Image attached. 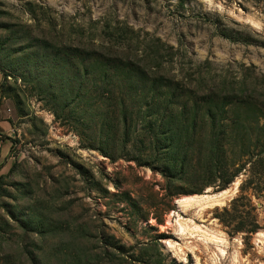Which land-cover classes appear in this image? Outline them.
<instances>
[{"label": "rangeland", "instance_id": "rangeland-1", "mask_svg": "<svg viewBox=\"0 0 264 264\" xmlns=\"http://www.w3.org/2000/svg\"><path fill=\"white\" fill-rule=\"evenodd\" d=\"M0 264H264V0H0Z\"/></svg>", "mask_w": 264, "mask_h": 264}, {"label": "bare ground", "instance_id": "bare-ground-1", "mask_svg": "<svg viewBox=\"0 0 264 264\" xmlns=\"http://www.w3.org/2000/svg\"><path fill=\"white\" fill-rule=\"evenodd\" d=\"M236 183L234 184L233 188L231 190H226V191H222L214 196H208L206 195H202V196H196V197H189V198H183L181 200L178 201V204L182 207L186 206L187 204L190 203H197V202H201L203 205H211V204H217V203H221L223 199H225L228 195H230L234 189L236 188ZM208 192V189L207 191ZM229 198V197H228ZM224 201V200H223ZM198 204V203H197Z\"/></svg>", "mask_w": 264, "mask_h": 264}, {"label": "trees", "instance_id": "trees-1", "mask_svg": "<svg viewBox=\"0 0 264 264\" xmlns=\"http://www.w3.org/2000/svg\"><path fill=\"white\" fill-rule=\"evenodd\" d=\"M140 75H141V79L142 80H145L146 79V76L144 75V73L140 70ZM161 77V76H160ZM164 81L162 82V84H160L159 83V86H162V87H169L170 85V87L172 88H176V87H178V86H180L181 87V85H176V82H174L173 80H171V78H163V77H161ZM158 79H159V77H158ZM152 83H154V79H152V80H150ZM182 88V87H181ZM183 105V104H182ZM222 183H226V181H223Z\"/></svg>", "mask_w": 264, "mask_h": 264}]
</instances>
